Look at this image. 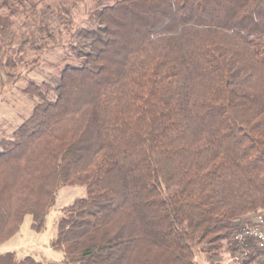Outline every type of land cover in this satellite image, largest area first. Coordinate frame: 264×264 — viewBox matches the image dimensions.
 I'll return each instance as SVG.
<instances>
[{"label": "trees", "instance_id": "16d2710c", "mask_svg": "<svg viewBox=\"0 0 264 264\" xmlns=\"http://www.w3.org/2000/svg\"><path fill=\"white\" fill-rule=\"evenodd\" d=\"M36 2H0L6 75L25 54L29 72L61 55L25 78L29 114L0 137V246L80 185L52 264H264L237 238L259 219L264 233V0H93L64 43ZM0 264L44 263L6 251Z\"/></svg>", "mask_w": 264, "mask_h": 264}, {"label": "rangeland", "instance_id": "374dc122", "mask_svg": "<svg viewBox=\"0 0 264 264\" xmlns=\"http://www.w3.org/2000/svg\"><path fill=\"white\" fill-rule=\"evenodd\" d=\"M34 1L36 2V0ZM93 4V0H39L35 3L34 13L41 19L46 18L49 21V26L60 33L57 36L62 38L61 41L64 43L69 31L74 26L81 25L89 17ZM62 9L69 11L72 20L68 31L59 24L58 14H63ZM0 12H2L1 8ZM25 29L26 32L29 31L28 27ZM58 50L43 57L39 56V66L33 68L31 72H29L32 66L30 60L34 57L33 54L23 56L18 68L11 70L14 75H6V71L0 66V137L9 134L29 114L31 109L33 101L22 96L18 88L23 86L25 78L40 81L45 77L48 78L49 74H53L54 65L61 56ZM18 74L20 76L15 77ZM83 196V186L65 185L59 188L56 192L54 205L44 218L43 228L40 231L33 230L31 216L25 215L18 232L0 246V253L9 251L18 257L29 256L44 264L61 262L62 252L52 249L49 243L55 236L56 223L62 215L63 209L71 205L75 199ZM195 259L196 264H232L228 255L224 253L212 260L203 256H197Z\"/></svg>", "mask_w": 264, "mask_h": 264}, {"label": "built area", "instance_id": "2783aa9c", "mask_svg": "<svg viewBox=\"0 0 264 264\" xmlns=\"http://www.w3.org/2000/svg\"><path fill=\"white\" fill-rule=\"evenodd\" d=\"M262 224L261 219L258 220L257 225L243 230L241 234L237 236L238 240L242 241V236L253 237L257 240L258 247L261 251V258L264 260V233L261 230L260 225Z\"/></svg>", "mask_w": 264, "mask_h": 264}]
</instances>
